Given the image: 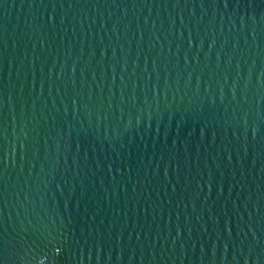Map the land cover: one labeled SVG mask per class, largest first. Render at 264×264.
Instances as JSON below:
<instances>
[{"label": "water", "instance_id": "obj_1", "mask_svg": "<svg viewBox=\"0 0 264 264\" xmlns=\"http://www.w3.org/2000/svg\"><path fill=\"white\" fill-rule=\"evenodd\" d=\"M0 264H264V0H0Z\"/></svg>", "mask_w": 264, "mask_h": 264}]
</instances>
